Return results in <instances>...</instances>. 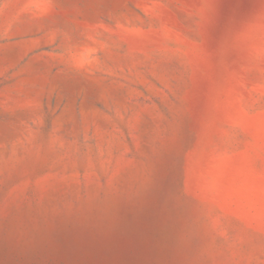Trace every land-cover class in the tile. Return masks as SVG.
Listing matches in <instances>:
<instances>
[{
    "label": "rangeland",
    "instance_id": "rangeland-1",
    "mask_svg": "<svg viewBox=\"0 0 264 264\" xmlns=\"http://www.w3.org/2000/svg\"><path fill=\"white\" fill-rule=\"evenodd\" d=\"M0 264H264V0H0Z\"/></svg>",
    "mask_w": 264,
    "mask_h": 264
},
{
    "label": "bare ground",
    "instance_id": "bare-ground-1",
    "mask_svg": "<svg viewBox=\"0 0 264 264\" xmlns=\"http://www.w3.org/2000/svg\"><path fill=\"white\" fill-rule=\"evenodd\" d=\"M87 261V260H86Z\"/></svg>",
    "mask_w": 264,
    "mask_h": 264
}]
</instances>
